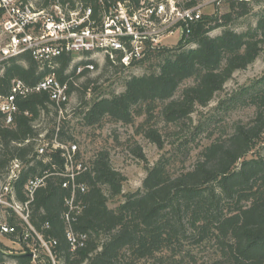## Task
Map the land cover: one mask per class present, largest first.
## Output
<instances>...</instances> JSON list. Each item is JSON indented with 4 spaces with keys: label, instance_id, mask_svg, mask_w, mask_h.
<instances>
[{
    "label": "trees",
    "instance_id": "1",
    "mask_svg": "<svg viewBox=\"0 0 264 264\" xmlns=\"http://www.w3.org/2000/svg\"><path fill=\"white\" fill-rule=\"evenodd\" d=\"M226 4L228 13L206 16L195 29L190 41L196 48L156 50L146 62L159 61V73L133 76L126 81L123 93L97 99L85 115L86 124H99L106 117L131 124L135 115H142L143 109L151 114L159 103L163 104L162 118L167 125L192 130L196 108L207 107L233 74L246 70L264 50V14L255 29L238 33L228 26L251 12L249 1L230 0ZM219 28H224L222 34L211 37L210 33ZM71 61V57L63 56L41 69L31 54H24L2 62L0 95H9L14 81L32 86L50 73L68 81L72 91L75 80L86 73H68ZM120 69L123 67L105 65L106 73ZM189 79H194L195 85L175 98ZM17 103L19 112L11 126H6L0 111V177L6 179L11 163L20 161L24 169L13 191L18 201H24L27 182L42 177L45 171L56 172L53 165L60 170L63 161L57 154L51 163H43L36 156L40 133L34 123L52 114L50 107L54 105L49 95L30 93ZM238 105L254 108V117L248 123H237L232 134L205 147L191 169L173 174V158H161L146 169L143 189L137 192L123 193L127 178L113 167L107 151L100 152L91 161L92 171L81 176L87 187L85 194L76 195L81 211L72 213L74 232L87 236L84 248L73 251L66 237V199L71 191L63 188L61 177L47 176L45 185L35 193L31 224L45 240L57 241L55 259L65 264H139L159 258L173 262L182 252L192 256L188 247L211 246L213 256L204 264H264V78L243 87L220 106L230 110ZM67 131L64 126L55 128L47 140L73 141ZM143 133L164 148L158 129L146 127ZM182 150L185 156L190 154L188 146ZM132 152L146 163L141 147L137 145ZM118 196H123V202L110 208V198ZM9 224L15 226L14 219H9ZM21 227L17 225L16 232L6 236H19L25 244L30 239H25ZM9 259L15 264H34L31 255H9L0 244V264H9ZM46 259V264H51L48 255Z\"/></svg>",
    "mask_w": 264,
    "mask_h": 264
},
{
    "label": "built area",
    "instance_id": "2",
    "mask_svg": "<svg viewBox=\"0 0 264 264\" xmlns=\"http://www.w3.org/2000/svg\"><path fill=\"white\" fill-rule=\"evenodd\" d=\"M0 0V63L24 54H31L41 69L52 66L58 58L71 57L68 73H94L107 63L124 69L145 63L156 50L189 47L195 29L206 16H214L219 6L230 0ZM248 1V0H247ZM173 40V41H171ZM45 92L60 116L70 113L71 87L55 74H46L32 86L14 81L7 96L0 95V111L6 126H11L19 112L18 99L30 93ZM59 155L63 167L56 172L45 171L42 177L30 179L25 186L24 201H18L13 185L23 164L11 163L7 181L0 193V208L15 215L37 238L40 249L55 260L56 240H45L31 224V205L37 189L45 185L49 175L63 179L64 189L71 191L66 199L69 211L65 215L66 237L73 251L84 248L87 236L72 228V213H80L77 193L87 187L81 176L92 171L84 161L78 145H64L57 138H42L36 146L37 159L51 163ZM16 227L0 223V233L13 234ZM35 254H33L34 256Z\"/></svg>",
    "mask_w": 264,
    "mask_h": 264
},
{
    "label": "rangeland",
    "instance_id": "3",
    "mask_svg": "<svg viewBox=\"0 0 264 264\" xmlns=\"http://www.w3.org/2000/svg\"><path fill=\"white\" fill-rule=\"evenodd\" d=\"M248 1L251 12L233 21L228 28L238 33H245L257 27L259 18L264 14V0ZM228 12V6L225 3L218 7L214 15L222 16ZM223 30L224 28L216 29L210 33V36L217 37L222 34ZM2 39L4 37L0 30V41ZM194 48H196L195 43L184 48L183 51ZM158 63L159 61L154 59L138 67L123 68L107 73L105 66H102L94 73H86L84 77L75 80L68 106L70 113L63 117L55 116V107L51 106L52 114L48 116L49 118L43 116L35 121V127L40 133V140L47 139V135L53 129L64 126L68 129L67 136H72L74 139L73 141L64 140V145H69L72 142L77 144L84 161L91 163L100 152L107 151L110 154L113 167L127 178L123 186V193L129 194L143 189V182L147 176L146 169L153 167L161 158H173L170 168L173 174L191 169L205 147L215 140L232 134L237 123H248L254 117L255 110L252 107L238 105L234 109L226 110L222 109L220 105L243 87H249L264 78V50L246 70L235 72L225 84L223 91L217 93L207 107L198 106L196 108L192 116L193 128L190 131H181L176 126L167 125L162 118L163 104L159 103L155 105L156 108L154 107L155 110H152L151 114L146 113V109H143L142 115H135L131 124L115 122L108 117L99 124L91 126L86 124L85 115L97 99L110 98L114 94L123 93L126 81L133 76L141 77L159 73ZM194 85V79L186 80L180 86L175 98H179L184 89ZM86 91H88L87 94ZM150 126L158 129L162 135L163 149H160L157 144L144 135L143 130ZM196 128H198L197 131L193 130ZM137 145L141 147L146 163L133 154L132 149ZM181 145H183L181 150L185 146L189 147L190 154L188 156L182 154L181 150H177ZM6 181L7 177L6 179L0 177V193ZM123 200V196L110 198L109 207L115 209ZM9 219H14L15 227L22 226L26 235L25 239L29 237L30 240H26L25 245L23 239L19 240V236L17 239H12L10 236L0 233V244L5 247L6 252L12 256L27 253L32 256L34 264H46L48 262L47 254L40 249L35 234L31 230L28 231L29 229L27 230L22 225L19 218L11 213L8 214L5 208L1 207L0 223H9ZM186 250L192 256H186V252H182L173 262L159 258L160 260L142 261L139 264H204L213 256L211 246L188 247ZM33 254L35 255L33 256ZM164 257L169 258L166 255ZM50 261L51 264H65L64 261L58 259ZM8 263L15 264V261L9 259Z\"/></svg>",
    "mask_w": 264,
    "mask_h": 264
}]
</instances>
